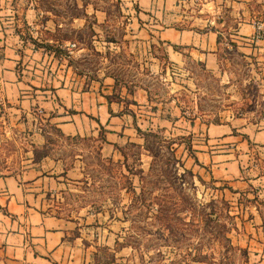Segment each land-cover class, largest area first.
<instances>
[{
    "label": "rangeland",
    "instance_id": "rangeland-1",
    "mask_svg": "<svg viewBox=\"0 0 264 264\" xmlns=\"http://www.w3.org/2000/svg\"><path fill=\"white\" fill-rule=\"evenodd\" d=\"M184 2L179 14L219 30L215 68L191 59L169 61L162 42H150L147 31L129 25L130 0L11 4L17 10L12 24L31 53L42 55L39 68L69 70L85 80L110 74L128 87H149L150 100L161 108L154 126L138 130L116 152L103 149L101 137L91 133L67 136L46 125L48 145L63 157L65 170L45 190L42 208L66 218L99 216L115 241L99 247L98 262L129 254L127 264H264V147L251 145V165L262 176L239 189L196 159V139L185 131L194 119L264 127V0ZM29 7L35 8L32 22L23 14ZM244 23H261L263 37L238 33ZM73 41L70 51L65 45ZM36 111L45 125L43 112ZM1 133L0 166L6 171L20 173L31 158L39 159L43 147L29 137ZM0 264L6 262L0 258Z\"/></svg>",
    "mask_w": 264,
    "mask_h": 264
},
{
    "label": "crops",
    "instance_id": "crops-1",
    "mask_svg": "<svg viewBox=\"0 0 264 264\" xmlns=\"http://www.w3.org/2000/svg\"><path fill=\"white\" fill-rule=\"evenodd\" d=\"M13 2L0 0V130L5 132L1 135L8 132L29 137L31 143L43 149L39 159L31 158L20 173L0 166V258L6 264H127L129 254L98 262L99 247L115 241L113 231L100 225L99 216L66 218L42 208L45 190L56 186L62 176L59 174L65 170L63 157L48 145L45 126L54 124L60 134L67 136L91 133L101 137L103 149L116 152L136 137L137 127L154 126L161 108L150 100L149 87H128L110 74L85 80L71 76L69 70L57 73L48 67L39 68L42 55L31 53L32 48L12 24L17 11L11 7ZM182 2L130 0L133 6L129 8V25L147 31L150 42H162L172 63L191 59L215 68L221 43L219 30L205 20L197 22L192 15L179 14ZM34 9L23 8L28 22L36 17ZM196 23L198 27L193 26ZM255 31V24L250 23L237 28L249 38ZM125 88L133 89L127 92ZM38 108L43 109L40 117L47 120L45 125L37 117ZM186 123L189 130L185 131L196 139L197 157L210 167L213 177L242 189L256 176H262L251 165V145L264 147V127L251 122H240L239 127L236 119H194ZM90 219L95 223L88 224Z\"/></svg>",
    "mask_w": 264,
    "mask_h": 264
},
{
    "label": "built area",
    "instance_id": "built-area-1",
    "mask_svg": "<svg viewBox=\"0 0 264 264\" xmlns=\"http://www.w3.org/2000/svg\"><path fill=\"white\" fill-rule=\"evenodd\" d=\"M255 26H256V31H255V33L253 35V38L258 40L261 37H263V33H262L263 26H262L261 23H255ZM75 45H76V42L73 41V42H69V44L68 45L66 44L65 46L71 51L73 49V46H75ZM37 110L43 112L42 108H38Z\"/></svg>",
    "mask_w": 264,
    "mask_h": 264
},
{
    "label": "trees",
    "instance_id": "trees-1",
    "mask_svg": "<svg viewBox=\"0 0 264 264\" xmlns=\"http://www.w3.org/2000/svg\"><path fill=\"white\" fill-rule=\"evenodd\" d=\"M57 40L59 41V44H61V41H62L63 39H62V38H57ZM59 44H57V45H59ZM235 45H237V44L235 43ZM175 47H176V46H175ZM57 48L59 49V47H57ZM57 48H56V49H57ZM59 51H61V50H59ZM56 52H57L58 55H60V54H59L60 52H58L57 50H56ZM111 112H113L112 109H111ZM137 129H138L139 131L142 130L140 127H137ZM196 159H198V158H196Z\"/></svg>",
    "mask_w": 264,
    "mask_h": 264
}]
</instances>
